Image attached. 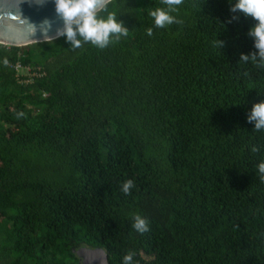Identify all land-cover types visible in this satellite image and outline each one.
<instances>
[{"label": "trees", "instance_id": "1", "mask_svg": "<svg viewBox=\"0 0 264 264\" xmlns=\"http://www.w3.org/2000/svg\"><path fill=\"white\" fill-rule=\"evenodd\" d=\"M232 3L184 0L183 24L158 29L160 0H111L98 17L128 35L105 49L0 45V264H79L82 246L109 264H264V131L247 120L264 68L240 61L256 21L229 23Z\"/></svg>", "mask_w": 264, "mask_h": 264}, {"label": "clouds", "instance_id": "2", "mask_svg": "<svg viewBox=\"0 0 264 264\" xmlns=\"http://www.w3.org/2000/svg\"><path fill=\"white\" fill-rule=\"evenodd\" d=\"M108 2L110 3L111 0ZM160 2L165 7H158L149 12L154 20L155 28L162 29L173 24H183V20L178 19L173 13L178 12L179 6L184 3V0H160ZM54 3L55 12L64 23V29L60 34L65 35L74 48L81 47V40L77 39V36L99 49H105L113 43V36L118 40L120 36L128 35V29L117 19L115 12L109 13L106 19L98 17V0H54ZM229 11L233 14L229 23L239 20L237 14L251 17L256 21L247 33L252 38L256 51L249 54L241 53L240 61L244 63L251 61L256 67L264 68V0H235V3L230 4ZM146 34L151 37L153 28H148ZM223 45V41H215L217 48H221ZM7 64L8 61L5 59L4 65L7 66ZM19 115H23V113ZM247 120L253 123L255 131H264V101L252 105ZM251 150L256 152L259 149L253 146ZM257 170L260 179L264 181V162L258 164ZM135 186L132 179H127L122 183L121 191L125 195H130ZM132 227L140 234L150 230L148 219L139 214L133 216ZM134 255L131 251L127 252L122 258V264H134Z\"/></svg>", "mask_w": 264, "mask_h": 264}, {"label": "water", "instance_id": "3", "mask_svg": "<svg viewBox=\"0 0 264 264\" xmlns=\"http://www.w3.org/2000/svg\"><path fill=\"white\" fill-rule=\"evenodd\" d=\"M108 0H98L101 10ZM64 23L54 0H0V45L24 47L62 36ZM79 264H109L103 248L82 246L74 250Z\"/></svg>", "mask_w": 264, "mask_h": 264}, {"label": "built area", "instance_id": "4", "mask_svg": "<svg viewBox=\"0 0 264 264\" xmlns=\"http://www.w3.org/2000/svg\"><path fill=\"white\" fill-rule=\"evenodd\" d=\"M17 71H21L20 65L16 67ZM27 75L32 77H40L43 76L40 72L32 71L31 69H27Z\"/></svg>", "mask_w": 264, "mask_h": 264}]
</instances>
